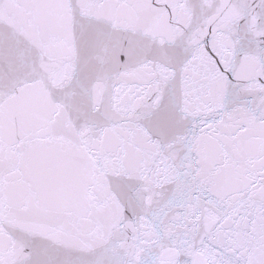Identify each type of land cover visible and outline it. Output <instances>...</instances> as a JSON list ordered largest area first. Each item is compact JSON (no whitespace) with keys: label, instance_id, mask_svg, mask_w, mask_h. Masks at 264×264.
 <instances>
[{"label":"snow or ice","instance_id":"6c2138e0","mask_svg":"<svg viewBox=\"0 0 264 264\" xmlns=\"http://www.w3.org/2000/svg\"><path fill=\"white\" fill-rule=\"evenodd\" d=\"M0 264H264V0H0Z\"/></svg>","mask_w":264,"mask_h":264}]
</instances>
